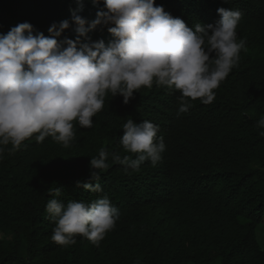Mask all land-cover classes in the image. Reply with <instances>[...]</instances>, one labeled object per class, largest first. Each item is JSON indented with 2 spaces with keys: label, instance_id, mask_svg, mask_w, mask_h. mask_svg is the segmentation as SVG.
I'll list each match as a JSON object with an SVG mask.
<instances>
[{
  "label": "trees",
  "instance_id": "trees-1",
  "mask_svg": "<svg viewBox=\"0 0 264 264\" xmlns=\"http://www.w3.org/2000/svg\"><path fill=\"white\" fill-rule=\"evenodd\" d=\"M189 27L215 24L220 7L240 10L237 38L246 41L240 61L208 105L191 101L177 116L180 93L141 88L127 104L109 94L91 128L75 123L70 148L45 138L26 140L0 160V264H264V0H155ZM101 4L91 0H0V34L23 22L49 36L53 23L71 21L70 9L88 21ZM74 25L58 40L76 38ZM92 41L113 39L105 29ZM83 39V38H82ZM190 99V98H189ZM159 125L163 159L126 174L112 164L100 173L102 192L77 187L89 178L90 159L101 147L126 153L122 126ZM8 147H11L9 145ZM131 171V170H129ZM60 188L59 196L56 189ZM107 195L119 220L97 247L77 236L67 247L52 241L51 199L92 202Z\"/></svg>",
  "mask_w": 264,
  "mask_h": 264
},
{
  "label": "clouds",
  "instance_id": "clouds-1",
  "mask_svg": "<svg viewBox=\"0 0 264 264\" xmlns=\"http://www.w3.org/2000/svg\"><path fill=\"white\" fill-rule=\"evenodd\" d=\"M91 2L101 4V0ZM102 3L91 21L70 9L71 21L53 23L49 36L34 35L29 22L0 34V160L6 151L15 154L33 137L38 143L51 137L70 148L76 139L75 123L91 128L109 94L122 96L127 104L141 88L166 87L180 93L178 117L193 106L190 100L211 104L215 90L238 66L241 50H246V41L237 38L240 10L220 7L215 24L189 27L155 0ZM73 25L75 40H58ZM105 29L113 37L107 45L88 36ZM256 127L264 137V115ZM122 130L120 144L135 158L101 147L90 159L88 180L77 181V187L102 192L98 181L111 166L109 157L112 164L124 166L126 174L139 172L146 161L153 167L162 161L166 145L157 136L159 125L129 118ZM60 191L56 189L57 196ZM46 211L55 221L51 239L64 247L75 245L77 236L98 247L119 220V210L107 195L66 205L51 199Z\"/></svg>",
  "mask_w": 264,
  "mask_h": 264
},
{
  "label": "rangeland",
  "instance_id": "rangeland-1",
  "mask_svg": "<svg viewBox=\"0 0 264 264\" xmlns=\"http://www.w3.org/2000/svg\"><path fill=\"white\" fill-rule=\"evenodd\" d=\"M264 230V228L261 229V231Z\"/></svg>",
  "mask_w": 264,
  "mask_h": 264
}]
</instances>
